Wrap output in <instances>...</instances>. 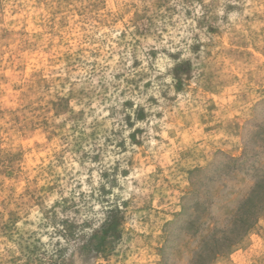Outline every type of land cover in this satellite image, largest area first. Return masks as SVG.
I'll list each match as a JSON object with an SVG mask.
<instances>
[{
	"label": "rangeland",
	"instance_id": "obj_1",
	"mask_svg": "<svg viewBox=\"0 0 264 264\" xmlns=\"http://www.w3.org/2000/svg\"><path fill=\"white\" fill-rule=\"evenodd\" d=\"M0 264H264V0H0Z\"/></svg>",
	"mask_w": 264,
	"mask_h": 264
}]
</instances>
